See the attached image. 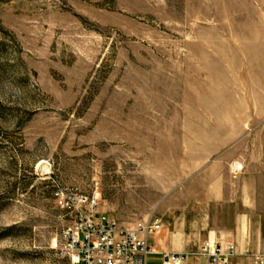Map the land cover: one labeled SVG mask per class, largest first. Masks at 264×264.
<instances>
[{"label":"rangeland","instance_id":"1","mask_svg":"<svg viewBox=\"0 0 264 264\" xmlns=\"http://www.w3.org/2000/svg\"><path fill=\"white\" fill-rule=\"evenodd\" d=\"M264 0H0V264H70L58 188L122 227L218 149V51Z\"/></svg>","mask_w":264,"mask_h":264},{"label":"crops","instance_id":"2","mask_svg":"<svg viewBox=\"0 0 264 264\" xmlns=\"http://www.w3.org/2000/svg\"><path fill=\"white\" fill-rule=\"evenodd\" d=\"M258 13L247 38L218 51V132L204 134L218 149L196 150L202 166L160 204L149 264L166 254L209 264L201 247L229 243L230 264H264V6Z\"/></svg>","mask_w":264,"mask_h":264},{"label":"built area","instance_id":"3","mask_svg":"<svg viewBox=\"0 0 264 264\" xmlns=\"http://www.w3.org/2000/svg\"><path fill=\"white\" fill-rule=\"evenodd\" d=\"M57 205L75 220L62 235L61 249L70 264H149L153 253L150 240L164 227L158 215L126 228L99 213L100 195L84 196L75 189L58 188ZM236 245L204 244L198 256L209 264H230ZM187 255L166 254L163 264H185Z\"/></svg>","mask_w":264,"mask_h":264}]
</instances>
